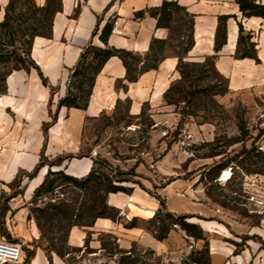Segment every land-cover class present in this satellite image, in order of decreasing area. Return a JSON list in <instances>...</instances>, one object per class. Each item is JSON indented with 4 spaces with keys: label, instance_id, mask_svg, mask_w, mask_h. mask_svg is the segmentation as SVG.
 I'll list each match as a JSON object with an SVG mask.
<instances>
[{
    "label": "rangeland",
    "instance_id": "374dc122",
    "mask_svg": "<svg viewBox=\"0 0 264 264\" xmlns=\"http://www.w3.org/2000/svg\"><path fill=\"white\" fill-rule=\"evenodd\" d=\"M35 2H17L15 15L21 22L13 24L16 33L12 39L0 29V47L6 45L5 51L31 57V42L25 33L32 28L43 30ZM110 20L115 23V16ZM163 26L168 34L166 56L202 64V74L193 68L191 78L168 100L164 98L161 107L153 109L147 104L140 116L130 115L128 99L118 103L110 115L90 120L85 130L88 146L82 154L95 157V176L79 187L62 177H49L44 190L34 193L27 205L25 219L31 239L13 233L7 216L4 224L9 196H3L0 238L22 245L20 264H264V88L232 92L215 65L190 57L185 51L192 44L194 21L185 10H173ZM160 46L156 44V48ZM127 59L135 66L139 61L138 55ZM13 64L0 66V89ZM180 79L178 72L171 85ZM123 88L118 82L117 89ZM62 161H50L45 167L57 172ZM109 179L130 191L118 194L131 196L133 189L138 190L156 201L158 208L152 206L151 219L127 220L122 235L105 233L98 240L97 233L95 238L87 234L86 245L71 247L69 237L76 216L94 207L92 214L85 215L92 221V215L102 212L104 201L108 205L105 188ZM123 180L127 182H120ZM176 180L192 186L188 190L175 186L164 192ZM24 181H17L10 196L23 195ZM191 199L201 213L174 211L183 207L193 211ZM130 208L141 213L134 203ZM109 209L110 220L118 224L120 212ZM183 221L203 229L205 240L191 237L181 227ZM164 228L171 230L159 241L154 232ZM133 230L138 239L127 237ZM130 254L135 255L133 260L122 261Z\"/></svg>",
    "mask_w": 264,
    "mask_h": 264
},
{
    "label": "crops",
    "instance_id": "0c3cea01",
    "mask_svg": "<svg viewBox=\"0 0 264 264\" xmlns=\"http://www.w3.org/2000/svg\"><path fill=\"white\" fill-rule=\"evenodd\" d=\"M38 6H44L46 0H35ZM63 0V10L54 19L50 38L36 37L33 40L31 57L48 81L43 84L38 70L11 71L4 80L6 91L0 95V209L3 196L8 195L4 224L19 237L31 239L28 229L27 205L38 187L44 182L49 170L41 168L37 176L23 183V195L10 196L13 183L21 172H32L41 161L42 155L49 161L62 159L59 171L74 178H85L95 168V157L82 154L88 146L85 137L87 123L110 115L121 101L130 100L129 113L140 116L147 104L151 108L163 105L164 95L172 81L177 78V57H167L157 70L143 73L137 82H129L127 71L120 58H111L96 79L89 106L86 110L59 108V102L68 92V83L84 49L92 42L103 47L99 34L93 38L99 20L101 28L109 18L115 16L114 31L109 45L140 54L149 51L153 39H167V31L158 27V20L151 17L149 11L162 6L165 0ZM176 1L186 8L194 19L195 46L190 57L205 60L216 56V72L227 78L232 92H252L264 88V19L245 18L237 0H167ZM264 4V0H261ZM9 0H0V22L5 18ZM80 13L75 16L76 9ZM144 12L143 18L136 15ZM230 17L227 22V43L221 51H215V37L219 18ZM239 24H241L256 44L257 60L237 59L239 43ZM122 82L124 88L117 89ZM52 89H55L52 91ZM55 121L53 122V117ZM45 124H51L47 133ZM175 186L183 190L192 184L176 180L168 185L164 192ZM180 190V189H178ZM194 205L193 211L174 210L180 213L199 214L201 207ZM107 203L120 212L118 224L106 218H99L91 227H73L69 245L84 246L87 234L97 239L105 233H119L125 222L141 219L148 220L141 213L133 211L130 203L137 206H154L153 199L133 189L131 196L109 194ZM10 214V216H8ZM137 231L128 234L130 239H138ZM122 238V237H121Z\"/></svg>",
    "mask_w": 264,
    "mask_h": 264
},
{
    "label": "trees",
    "instance_id": "16d2710c",
    "mask_svg": "<svg viewBox=\"0 0 264 264\" xmlns=\"http://www.w3.org/2000/svg\"><path fill=\"white\" fill-rule=\"evenodd\" d=\"M20 0H9V4L6 7L5 10V18L2 22H0V29H3L5 31V34L9 36V38H13L15 36V30L13 24L15 21L19 20L18 17L15 15V13L18 10L17 2ZM114 1H122V0H114ZM114 1L109 6V9L111 6L114 5ZM36 3V2H35ZM237 3L240 7V11L243 14L245 18H252V17H258L264 19V4H262L261 0H237ZM36 11L40 13L41 18L38 20L39 25H41L42 31H39L37 29H31V33L27 32L25 33L26 36L30 39L31 44V50L33 45V40L36 37H44V38H50L52 36V30H53V23L56 15L63 10V0H46V3L44 6H38L37 3L34 6ZM175 9H181L186 10L183 6H181L176 1H167L165 0L161 7L152 9L149 11L151 17L158 20V27L159 28H165L163 26V22H169L171 15L173 13V10ZM80 13V7H78L75 11V16H78ZM188 13V12H187ZM190 14V13H189ZM145 15L144 12H140L136 15V18L140 19L143 18ZM191 15V14H190ZM192 16V15H191ZM230 17L223 16L219 18V26L217 29L216 37H215V51L218 53L221 51L223 46L227 43V22ZM193 19V16H192ZM21 22V20H19ZM194 21V19H193ZM114 25L115 23L111 20L108 21L103 28H101V21L99 20L97 28L95 29L93 33V38L99 34V40L103 43V47H98L94 45L92 42L84 49L83 53L81 54V57L76 65V67L73 69L72 75L70 77L69 83H68V92L64 98H62L59 102V108L66 107V108H75L80 110H86L89 106L90 98L93 92V88L96 82L97 77L103 70L106 63L113 57L120 58L123 61V64L127 71V77L126 79L129 82H137L139 77L150 70H157L160 66V64L167 58L165 54V48L164 46L167 44L166 40L161 39H153L150 49L145 54H133L132 51H127L124 49H118L115 47H112L109 45V39L114 31ZM239 43H238V49L236 52V58L237 59H255L257 60V50H256V44L252 42L253 37L246 33L243 26L239 24ZM157 45H161L160 47L156 48ZM10 46V45H9ZM195 46V40L194 36H192V44L188 49L185 51L186 53H190L191 50ZM6 45L3 47H0V66L6 67L10 65V63H14L12 69L9 71H20L25 70L29 72L31 68H34L38 70L40 77L43 81V84L45 86H48L47 79L43 76L41 73L39 67L36 65V63L33 61V59L30 57L29 53L26 54L25 57L15 54L14 52L10 53L8 51H5ZM135 55L139 57V61H137L136 66L132 65L127 57ZM13 59V61H11ZM178 66L177 71L181 74V79L177 81V83L172 84L169 89L166 91L164 98L165 100H168L170 96L176 92L182 86L183 84H186L188 79L191 78L193 71V68H199L200 70L197 71V73L202 74L204 65L199 63H191V62H184V59L178 58ZM216 56L208 57L205 59L204 63H207L209 65H215L216 63ZM197 70V69H196ZM6 74V73H5ZM179 86V87H177ZM177 87V88H176ZM229 87V85H228ZM55 89H52L54 91ZM6 91L5 84L2 86V89H0V95L4 94ZM55 121V116L53 117V122ZM51 124H45L43 127V130L45 133H47L48 128ZM50 162L47 158L42 155L40 163L37 165V167L30 173L28 172H21L17 176V179L13 183V187H15L17 181L22 178H27L29 180L34 179L41 168L45 167V165ZM58 166H62V163L58 164ZM51 176L55 177H62L65 180H67L69 183H71L75 187H79L82 184L88 183L89 180L95 176V172H91L89 176L85 178H74L66 173L64 171H57L52 172L49 171L44 182L38 187V189L35 191V194L39 195V193L44 190L45 186L47 185L48 179ZM97 180L100 179V177H95ZM120 182H127V181H120ZM53 184V183H52ZM101 185V184H100ZM53 186V185H52ZM130 191L123 187L114 184L113 181L110 179L108 180V185L105 188L106 194H118V193H126L130 194ZM164 207V203L161 204ZM140 208L141 214L147 218L151 219L152 216L155 213V207L152 206H138ZM94 207H87L81 213L80 216H76V221L72 226H93L95 221L99 218H106V219H113L111 217L112 211L109 209V206L104 201L103 210L101 213H99L96 216L92 215V221L89 220V218H85L86 213H93ZM157 213L155 217H157ZM154 217V218H155ZM187 217H183V219H186ZM181 227L186 230V232L191 236L194 237L197 241H203L205 240L204 237V230L201 228H198L196 224L193 223H187L183 221L181 224ZM191 229H198V233H192ZM171 228L168 229V231L164 228L163 234L161 235L159 231H155L154 235L155 238H157L159 241H163L167 238V234L170 232ZM165 233V234H164ZM87 239V238H86ZM7 240V239H6ZM9 241V240H8ZM11 242V241H10ZM14 243V242H13ZM86 245V241H85ZM153 253V251H151ZM206 253L209 255V252L206 251ZM32 253L30 254V256ZM193 256V255H192ZM135 257L134 254H130L127 256H124L122 261L127 260H133L132 258ZM192 263H197L193 259H191ZM137 260H134V263H137Z\"/></svg>",
    "mask_w": 264,
    "mask_h": 264
},
{
    "label": "built area",
    "instance_id": "2783aa9c",
    "mask_svg": "<svg viewBox=\"0 0 264 264\" xmlns=\"http://www.w3.org/2000/svg\"><path fill=\"white\" fill-rule=\"evenodd\" d=\"M23 255L22 245L0 238V264H20Z\"/></svg>",
    "mask_w": 264,
    "mask_h": 264
}]
</instances>
